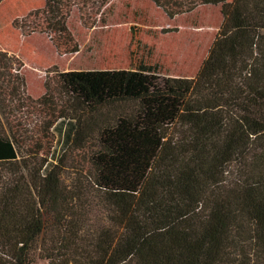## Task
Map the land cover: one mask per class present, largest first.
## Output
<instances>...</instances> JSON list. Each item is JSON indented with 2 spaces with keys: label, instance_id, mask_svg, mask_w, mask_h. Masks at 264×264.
I'll use <instances>...</instances> for the list:
<instances>
[{
  "label": "trees",
  "instance_id": "16d2710c",
  "mask_svg": "<svg viewBox=\"0 0 264 264\" xmlns=\"http://www.w3.org/2000/svg\"><path fill=\"white\" fill-rule=\"evenodd\" d=\"M151 1L169 18L221 4L195 77L68 70L32 98L22 61L0 50V264H264V152L260 165L245 153L264 141V0ZM129 104L96 128L80 189L64 188L56 154L31 159L35 139L21 148L24 108L42 115L54 154L76 140L81 113ZM92 189L97 214L85 208Z\"/></svg>",
  "mask_w": 264,
  "mask_h": 264
},
{
  "label": "rangeland",
  "instance_id": "374dc122",
  "mask_svg": "<svg viewBox=\"0 0 264 264\" xmlns=\"http://www.w3.org/2000/svg\"><path fill=\"white\" fill-rule=\"evenodd\" d=\"M54 1H0V50L14 53L22 61L25 91L32 98L45 92V80L55 87L53 77L68 70L134 69L195 77L223 21L221 4H202L169 18L151 0H63L62 5ZM61 14L65 16L63 31L58 22ZM74 44L77 50L67 51ZM132 106L102 107L92 116L81 113L76 140L54 154V134L50 129L36 128L42 115L35 107L24 108L18 119L22 133L29 138L21 148L25 150L35 139L40 149L31 159L44 163L56 154L64 188L71 192L80 189L89 173L91 151L96 147V128L111 123L119 111ZM53 107L64 108L58 103ZM249 147L245 152L252 158L249 163L260 165L253 155L264 152V141L258 144L254 138ZM256 180L264 182V169ZM90 192L93 196L89 194L85 208L97 214L98 200L95 191ZM254 227L255 231L261 230L258 222ZM26 264H48V259L36 257Z\"/></svg>",
  "mask_w": 264,
  "mask_h": 264
},
{
  "label": "crops",
  "instance_id": "0c3cea01",
  "mask_svg": "<svg viewBox=\"0 0 264 264\" xmlns=\"http://www.w3.org/2000/svg\"><path fill=\"white\" fill-rule=\"evenodd\" d=\"M170 76H179V75H170Z\"/></svg>",
  "mask_w": 264,
  "mask_h": 264
}]
</instances>
